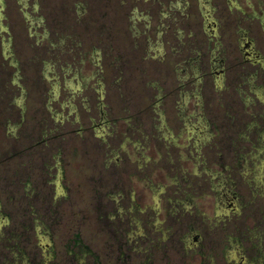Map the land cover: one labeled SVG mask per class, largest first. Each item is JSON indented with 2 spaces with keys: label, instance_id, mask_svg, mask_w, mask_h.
I'll return each mask as SVG.
<instances>
[{
  "label": "rangeland",
  "instance_id": "1",
  "mask_svg": "<svg viewBox=\"0 0 264 264\" xmlns=\"http://www.w3.org/2000/svg\"><path fill=\"white\" fill-rule=\"evenodd\" d=\"M0 264H264V0H0Z\"/></svg>",
  "mask_w": 264,
  "mask_h": 264
},
{
  "label": "trees",
  "instance_id": "2",
  "mask_svg": "<svg viewBox=\"0 0 264 264\" xmlns=\"http://www.w3.org/2000/svg\"><path fill=\"white\" fill-rule=\"evenodd\" d=\"M219 193V200H218V202L221 204V205H223L224 203H222V201H221V199H222V195L224 196V198L226 197V195L224 194V192L222 193V192H218ZM190 195H188L183 201H182V206H186V205H188V201L190 200V197H189ZM223 201H225L224 199H223ZM226 202V204H225V206H229L230 204H232V202L233 201H231V199H228V200H226L225 201ZM230 202V203H229ZM227 203H229V204H227ZM191 205H193V204H189V208L191 207ZM194 235H195V233H192V235H191V237L190 236H187V238H185L184 240V243L185 244H188L190 247H195V246H197V245H199L200 244V242H199V240H197V241H195V237H194ZM138 236H143L142 234H139ZM77 244H80L81 242L78 240L77 242H76ZM232 243V245H230L231 247H226V249H225V253L226 254H229V256H231V254L229 253L230 251H232V252H236V250H234V248L233 247H237V246H239L238 245V242L236 243V242H231ZM236 243V244H235ZM233 246V247H232Z\"/></svg>",
  "mask_w": 264,
  "mask_h": 264
}]
</instances>
